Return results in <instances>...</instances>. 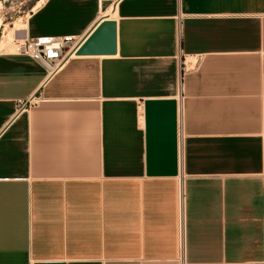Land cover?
Listing matches in <instances>:
<instances>
[{
    "label": "crops",
    "instance_id": "0c3cea01",
    "mask_svg": "<svg viewBox=\"0 0 264 264\" xmlns=\"http://www.w3.org/2000/svg\"><path fill=\"white\" fill-rule=\"evenodd\" d=\"M37 4L117 49L0 51V264H264V0Z\"/></svg>",
    "mask_w": 264,
    "mask_h": 264
},
{
    "label": "built area",
    "instance_id": "2783aa9c",
    "mask_svg": "<svg viewBox=\"0 0 264 264\" xmlns=\"http://www.w3.org/2000/svg\"><path fill=\"white\" fill-rule=\"evenodd\" d=\"M33 11V10H32ZM81 37L73 35L22 36L14 39L15 52L26 54L46 69V79L59 71L67 58L74 55ZM181 141V120L178 126Z\"/></svg>",
    "mask_w": 264,
    "mask_h": 264
},
{
    "label": "rangeland",
    "instance_id": "374dc122",
    "mask_svg": "<svg viewBox=\"0 0 264 264\" xmlns=\"http://www.w3.org/2000/svg\"><path fill=\"white\" fill-rule=\"evenodd\" d=\"M40 0H0V51L15 50L14 39L19 28ZM107 8H104L102 14ZM14 36V37H13Z\"/></svg>",
    "mask_w": 264,
    "mask_h": 264
},
{
    "label": "water",
    "instance_id": "95a60500",
    "mask_svg": "<svg viewBox=\"0 0 264 264\" xmlns=\"http://www.w3.org/2000/svg\"><path fill=\"white\" fill-rule=\"evenodd\" d=\"M116 49V19L104 15L80 38L74 53L106 55L115 53Z\"/></svg>",
    "mask_w": 264,
    "mask_h": 264
},
{
    "label": "bare ground",
    "instance_id": "6f19581e",
    "mask_svg": "<svg viewBox=\"0 0 264 264\" xmlns=\"http://www.w3.org/2000/svg\"><path fill=\"white\" fill-rule=\"evenodd\" d=\"M39 4H40V3H39ZM39 4H37L36 7L39 6ZM36 7H34V9H35ZM19 29H22V28H19ZM13 37H14V36H13Z\"/></svg>",
    "mask_w": 264,
    "mask_h": 264
}]
</instances>
